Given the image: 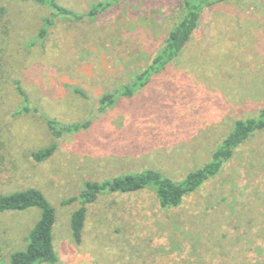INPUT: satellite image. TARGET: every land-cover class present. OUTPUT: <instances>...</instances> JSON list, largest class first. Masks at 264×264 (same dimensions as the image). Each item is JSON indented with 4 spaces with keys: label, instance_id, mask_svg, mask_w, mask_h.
Here are the masks:
<instances>
[{
    "label": "rangeland",
    "instance_id": "374dc122",
    "mask_svg": "<svg viewBox=\"0 0 264 264\" xmlns=\"http://www.w3.org/2000/svg\"><path fill=\"white\" fill-rule=\"evenodd\" d=\"M58 1L84 13L100 0ZM201 12L177 58L129 96L122 87L182 19L176 0H119L83 19L57 14L43 38L48 6L0 0V193L44 192L56 208V264L264 261V128L180 205L162 207L151 187L103 192L88 205L82 242L72 234L79 204L71 199L86 181L147 168L181 181L212 158L236 120L264 108V0H224ZM16 79L31 112L19 110ZM108 92L115 101L100 109ZM49 118L92 124L55 138ZM53 142L49 158L33 159V151ZM40 217L38 207L0 213V264L26 248Z\"/></svg>",
    "mask_w": 264,
    "mask_h": 264
},
{
    "label": "trees",
    "instance_id": "16d2710c",
    "mask_svg": "<svg viewBox=\"0 0 264 264\" xmlns=\"http://www.w3.org/2000/svg\"><path fill=\"white\" fill-rule=\"evenodd\" d=\"M48 6L51 16L45 20V25L40 31V37L47 35L49 28L54 25V16L66 15L76 19L97 16L100 12L107 10L119 0H100L91 6L89 11L77 12L72 8L63 5L58 0H31ZM182 5V19L171 29L165 39L164 45L159 49L151 63L142 70L133 82L124 85L123 94L132 95L139 86L146 84L150 77L160 72L168 63L173 61L184 49L188 41L199 26L202 7L224 0H176ZM5 31L3 34H7ZM37 40H35L36 42ZM4 56H0V66ZM14 88L22 98L19 110L31 112L33 109L28 105L30 97L19 79L13 80ZM75 92L82 97L87 93L79 88ZM115 95L111 92L100 97L98 105L105 109L113 104ZM92 124L91 120L74 125H60L55 119L47 120V125L52 135L58 138L65 131H77ZM264 128V108L257 117L238 119L234 123L231 132L225 137L223 143L213 153L212 158L203 166L189 172L184 179L176 181L165 176L161 171L147 168L140 172L117 175L103 181L89 180L84 183L79 194L72 198L77 199L78 208L71 215L72 234L76 242L83 240V230L87 217L88 205L94 202L103 192H136L151 187L157 195L162 207H176L180 205L184 197L198 188L209 178L215 176L222 168L225 161L230 159L235 149L240 146L255 131ZM57 144L40 148L32 152L31 156L36 161H43L49 158L56 150ZM70 201V200H69ZM67 202V201H66ZM31 207L41 209V217L31 229L28 236V243L25 249L16 250L10 255V264H56L59 261L54 245V226L56 223V208L42 190L37 187H29L23 190L0 193V213L5 211L25 210ZM264 264V261L256 263Z\"/></svg>",
    "mask_w": 264,
    "mask_h": 264
}]
</instances>
